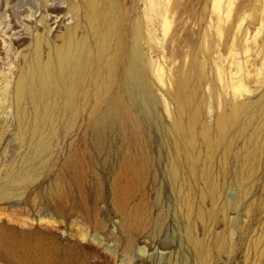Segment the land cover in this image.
<instances>
[{
	"label": "bare ground",
	"instance_id": "6f19581e",
	"mask_svg": "<svg viewBox=\"0 0 264 264\" xmlns=\"http://www.w3.org/2000/svg\"><path fill=\"white\" fill-rule=\"evenodd\" d=\"M40 1V15L25 20L30 30L16 32L22 27L13 14L7 27L11 36L0 34L4 44L27 45L11 61L6 57L3 64L9 68L0 73V116L6 106L13 119L10 125L0 118V151L13 126L17 149L24 152L6 172L0 198L22 190L49 164L61 139L77 132L89 135L95 154L124 152L116 197L123 181L136 183L155 168L157 147L168 179L186 191L188 240L200 264H210L216 246L197 237L191 224L197 193L214 204L212 211H200V219L211 218L230 171L238 197L247 200L264 163V37L258 40L264 0ZM21 8L20 14L28 12ZM252 9L261 15L248 14ZM159 35L168 74L150 57L149 45ZM152 76L165 83L170 122ZM83 158L72 143L48 200L67 202L70 180L78 183L83 173ZM149 224L140 214L128 222L134 230ZM31 234L22 231L19 240L36 251Z\"/></svg>",
	"mask_w": 264,
	"mask_h": 264
},
{
	"label": "rangeland",
	"instance_id": "374dc122",
	"mask_svg": "<svg viewBox=\"0 0 264 264\" xmlns=\"http://www.w3.org/2000/svg\"><path fill=\"white\" fill-rule=\"evenodd\" d=\"M57 2L62 4L63 0ZM23 5L28 12L20 14L25 9L21 8ZM140 8L143 12L141 1ZM42 10L40 0H0V34L11 36L7 27L12 23L13 14L18 15L22 27L16 32L30 30L31 25L25 20H34L31 14L37 12L39 16ZM253 10L248 14L261 15ZM50 15L58 16V13ZM56 25L53 33L57 30ZM37 26L41 27L40 24ZM256 27L259 28L256 25L252 30ZM263 37L264 30L258 40ZM1 40L0 36V73H6L9 68L3 64L6 57H9L6 62L11 61L16 51L21 53L27 45H9ZM151 43L152 63L168 74L170 67L162 49V35ZM261 72L264 78V68ZM152 79H155L154 91L162 114L165 121L170 122L167 111L171 107L165 95V83L155 76ZM4 110L0 118L11 121L12 125L9 109L5 106ZM12 129L13 126L0 151V186L8 169L24 153L17 149ZM72 143L84 153L83 173L78 183L70 180L72 191L67 202L57 205L48 200V191L55 184L61 162L69 154ZM116 150L95 154L85 131L77 132L65 141L62 138L55 153L48 157L47 166L22 190H14L8 199L0 198V264H200L188 240L189 223L182 198L186 191H181L168 179L159 149L154 147L152 152L155 168L143 173L136 183L130 178L123 181V192L117 197L114 183L124 152L117 153ZM234 175L231 170L224 179L218 207L211 218L200 219V211H212L214 204L197 193L191 223L193 232L216 246L210 264H264V163L247 200L238 197ZM226 204L230 206L224 213ZM134 214H140L150 224L139 230L131 229L128 222ZM22 231L32 233L31 244L38 250L22 244L18 235ZM7 244L15 245V252ZM220 244L225 245L222 251L217 249ZM24 251L26 253L22 255ZM26 256L27 260L24 259Z\"/></svg>",
	"mask_w": 264,
	"mask_h": 264
}]
</instances>
